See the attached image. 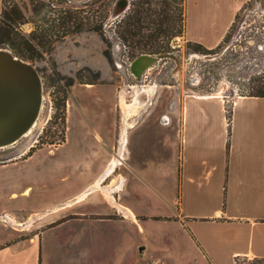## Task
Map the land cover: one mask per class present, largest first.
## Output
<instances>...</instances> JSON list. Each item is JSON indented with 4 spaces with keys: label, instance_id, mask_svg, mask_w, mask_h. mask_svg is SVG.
<instances>
[{
    "label": "crops",
    "instance_id": "crops-1",
    "mask_svg": "<svg viewBox=\"0 0 264 264\" xmlns=\"http://www.w3.org/2000/svg\"><path fill=\"white\" fill-rule=\"evenodd\" d=\"M243 3L186 0L185 38L218 47ZM150 85L135 86L134 96ZM152 105L141 114H123L118 148L109 130L112 118L107 133L96 119H90L88 130L79 120L74 129L69 122L67 140L59 147L74 130L90 139L91 148L74 152V178L64 175L57 195L44 194L47 171L22 162L40 150L0 162V264H92L90 246L79 247L70 259L53 254L82 244L85 235L98 230L89 223L99 216L115 214L122 221L150 216L144 206L151 200L169 209L153 217L177 219L190 239L186 249L193 255L172 264L264 259V97L173 91L167 109ZM125 117L129 127L121 138ZM115 158L121 161L108 173ZM1 224L36 227L18 233ZM61 230L69 234L64 240Z\"/></svg>",
    "mask_w": 264,
    "mask_h": 264
},
{
    "label": "rangeland",
    "instance_id": "rangeland-1",
    "mask_svg": "<svg viewBox=\"0 0 264 264\" xmlns=\"http://www.w3.org/2000/svg\"><path fill=\"white\" fill-rule=\"evenodd\" d=\"M44 1L49 5L37 14L33 12L36 0H15L24 10L28 20L22 25L25 32L38 27L43 29L45 34L52 35V19L60 10L69 8L71 11H81L88 18L92 17L93 9L103 0L97 3H93L94 0ZM138 1L130 0L129 7L127 6L118 17L114 16L116 0H112L109 6L108 16L103 23L105 36L112 43L113 62H109L103 54L107 45L100 34L90 30L69 34L64 40L57 42L50 53L30 61L39 70L42 78V108L27 135L13 145L0 148V162L19 160L27 157L29 152L40 150L34 157L22 162L48 172V190L44 194L57 195V190H61L64 185L61 183L66 178H63L64 175H67L69 180L74 178L73 157L77 149L83 153L90 152L91 141L79 130L75 131L76 133L73 130L68 143L59 147L67 140L69 122L70 127L74 129V124L79 120L81 126L88 130L89 126L93 125L90 119H96L101 129L107 133L112 118L113 124L109 130L110 133L113 132L115 146L118 148L120 122L126 113L124 106L125 103L133 102L138 88L131 86L156 84L157 93L151 102L154 105L159 104L165 110L169 106L173 91L197 94L224 92L229 97L241 95L248 92L250 80L264 72V0H244L228 40L210 52L197 50L195 45L185 38L186 0H152L150 6L145 4V7H151L157 13L143 19L144 28L138 37L144 36L145 39L160 42L161 47L157 44L151 48L140 49L125 45L119 38L117 21L131 12ZM50 9L52 11H49ZM159 25L165 30L162 34L156 32ZM143 53L163 54L167 57L160 58L137 79L131 73L130 65ZM78 71H81L83 82H91L96 72L100 73V78L95 80V85L92 86L80 83L76 79ZM70 77L74 78V84L68 87L65 84ZM123 91L126 100L124 105L121 101ZM65 95V105L58 106V102ZM145 97L143 94L141 99ZM151 105L143 113L149 111ZM168 210L166 206L151 200L144 206V213L150 216H138L136 221L130 218L118 220L119 217L115 214L110 215L112 219L99 216V219L89 223V226H96L98 230L84 236L90 241L83 238L82 244H76L74 247L62 246L54 251L53 256L70 259L75 250L83 245L91 247L89 252L92 264H172L180 258L192 256V250L186 249L190 239L181 223L177 219L153 217L165 215ZM101 212L108 213L105 210ZM35 225H38V222ZM67 225L69 224L64 226ZM2 227L8 229L10 226ZM33 227L36 226L10 228L18 233H27ZM61 231L63 232L59 237L64 240L69 234L66 233L67 230ZM23 237H26V234H22L21 238ZM81 257L84 255L81 254ZM238 264L259 263L253 259L241 258Z\"/></svg>",
    "mask_w": 264,
    "mask_h": 264
},
{
    "label": "trees",
    "instance_id": "trees-1",
    "mask_svg": "<svg viewBox=\"0 0 264 264\" xmlns=\"http://www.w3.org/2000/svg\"><path fill=\"white\" fill-rule=\"evenodd\" d=\"M99 1L101 0H94L93 3H97ZM152 2V0H139L131 12L127 13L117 21L119 38L125 45L128 44L133 48L140 49L151 48L153 45L157 44L161 47L160 42L145 39L144 36L138 37L144 28V25H142V22L144 21L143 19L149 16L151 17L157 13V11H154L151 7H145V4L150 6ZM111 3L112 0H103L93 9L92 17L89 16L88 18L85 17L81 11H71L69 8L60 10L58 15L52 19L53 25L51 35L48 33L45 34L44 30L38 27L30 32H25L22 29V25L26 24L28 20L26 19V14L24 13L22 7L15 2V0H2V8L0 10V48H7L16 56L24 60L34 61L44 57L45 54L50 53L53 50L54 45L57 42L64 40L69 34L82 30H90L100 34L102 40L107 45L103 54L109 62H113L111 52L112 43L105 36L106 31L103 23L108 16L110 10L109 6ZM48 5L49 4L44 0H36V4L33 5V12L39 14L42 12L43 8ZM49 11H52V9ZM234 23L223 42L228 40L230 32L234 27ZM156 32L158 34H162L165 30L162 25H159ZM178 32L179 31H177V34ZM175 35L176 34H174V36ZM192 43L195 45L197 50H202L203 52H210L212 50L206 48L200 43ZM87 69L91 71V69ZM80 73L81 71H78L76 75V79L80 83H95V80L100 78V73L96 72L91 82H83L82 77H80ZM73 84L74 78L70 77L65 85L70 87ZM250 84L248 92L242 93L241 95L264 97V72L251 79ZM66 96L67 95L60 99L58 106L65 105ZM253 260L259 264H264V259L255 258Z\"/></svg>",
    "mask_w": 264,
    "mask_h": 264
},
{
    "label": "water",
    "instance_id": "water-1",
    "mask_svg": "<svg viewBox=\"0 0 264 264\" xmlns=\"http://www.w3.org/2000/svg\"><path fill=\"white\" fill-rule=\"evenodd\" d=\"M124 1L121 5V0H116L114 16L125 11L129 0ZM162 55L140 54L130 65L131 73L140 79ZM42 102L39 70L11 50L0 48V148L16 143L30 130L40 114Z\"/></svg>",
    "mask_w": 264,
    "mask_h": 264
},
{
    "label": "bare ground",
    "instance_id": "bare-ground-1",
    "mask_svg": "<svg viewBox=\"0 0 264 264\" xmlns=\"http://www.w3.org/2000/svg\"><path fill=\"white\" fill-rule=\"evenodd\" d=\"M121 5H124V3H125V1L124 0H121ZM118 17V16H117ZM165 58V57H167L166 55H162L160 58ZM159 58V59H160ZM136 85H134V86H132L133 88L135 87ZM155 86H153V85H150V86H142L141 88H140V90L139 91H137V93H136V95L134 96V100H133V102L132 103H130V104H126L125 103V96H124V93H122V102H123V105H124V103H125V106H124V108H125V111H126V113L125 114H127V113H136V114H141V113H143V111L144 110H146V109H148L149 108V106L153 103V102H151V100L153 99V97H154V95H155ZM142 94H145L147 97H149V101H146V100H142L141 98H140V96L142 95ZM131 115H133V114H131ZM125 119V125H124V127H123V129H122V132H121V138L124 136V134H125V132L127 131V128L129 127V123H128V120H127V118L125 117L124 118ZM34 125V124H33ZM33 127V126H32ZM31 127V128H32ZM30 128V129H31ZM30 131V130H29ZM29 131L27 132V133H29ZM27 133L25 134V135H27ZM24 135V136H25ZM15 144V143H14ZM13 145V144H12ZM10 146V145H9ZM6 147H8V146H5V147H1V148H6ZM119 161H121V159H118V158H115V159H113V162H112V165H111V167L108 169V173H110V172H112L113 171V169H114V167H115V164L117 163V162H119ZM117 167V166H116ZM102 177H103V175H102ZM102 179V178H101ZM102 183V182H101ZM103 185V184H102Z\"/></svg>",
    "mask_w": 264,
    "mask_h": 264
},
{
    "label": "built area",
    "instance_id": "built-area-1",
    "mask_svg": "<svg viewBox=\"0 0 264 264\" xmlns=\"http://www.w3.org/2000/svg\"><path fill=\"white\" fill-rule=\"evenodd\" d=\"M128 5H130V0H129V4ZM129 7V6H128ZM128 71H129V69H128ZM134 86V85H133ZM240 259H236V261H235V264H238V261H239Z\"/></svg>",
    "mask_w": 264,
    "mask_h": 264
}]
</instances>
